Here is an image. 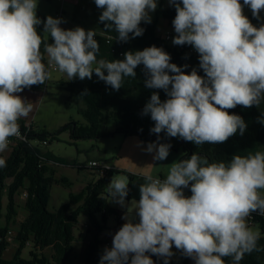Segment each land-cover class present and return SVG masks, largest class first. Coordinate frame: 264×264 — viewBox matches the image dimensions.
I'll return each instance as SVG.
<instances>
[{"label":"clouds","instance_id":"obj_1","mask_svg":"<svg viewBox=\"0 0 264 264\" xmlns=\"http://www.w3.org/2000/svg\"><path fill=\"white\" fill-rule=\"evenodd\" d=\"M94 2L103 10L99 20L105 29L114 28L115 38L123 42L129 34L143 35L141 22L151 23L150 13L158 6L157 0ZM37 4L38 0H0V153L8 149L10 137L22 138L18 121L33 110L32 103L17 93L52 78L43 62L42 43L48 65L55 64L69 80L91 79L95 73L117 91L143 65L145 86L162 89L169 97L162 102L153 92L144 106L142 115L154 121L150 132H165L196 145L223 143L238 130L243 135L245 121L227 110L264 102V23L256 27L243 14V6H248L260 20L264 0H243V5L239 0H169L176 11L172 43L194 47L205 76L195 68L186 74L183 68L188 65L171 63V56L155 45L125 52L123 60H98L95 30H65L60 27L62 18L52 16L41 21ZM41 23L53 43L38 34ZM158 141L148 143L145 151L154 153V161H163L171 145ZM6 166L0 156V168ZM144 181L140 199L133 200L122 216L125 223L99 264H154L149 253L169 264L173 245L195 264H225V257L240 264L246 254L262 250L261 233L248 220L253 213L264 216V150L211 163L194 153L172 163L165 178L145 173ZM129 183L125 175L114 176L106 189L110 201L126 207ZM189 187L192 194L186 197L184 189Z\"/></svg>","mask_w":264,"mask_h":264},{"label":"trees","instance_id":"obj_2","mask_svg":"<svg viewBox=\"0 0 264 264\" xmlns=\"http://www.w3.org/2000/svg\"><path fill=\"white\" fill-rule=\"evenodd\" d=\"M243 5V0H239ZM96 6V5H95ZM98 12V26L101 34L94 38L100 45L99 59L109 61L123 60L124 53L128 51H142L155 45L163 48L170 56L171 63L183 68L186 74H190L195 68L197 73L205 76L199 67V54H193L184 49H177L166 43L157 35L159 17L172 22L175 18V7L158 10L157 17L151 23L141 22L144 28L142 36L132 38L129 34L127 42L119 41L115 37L118 33L113 28L106 30L105 24L100 22L99 16L102 9L96 6ZM250 22L259 27L264 19L258 21L249 17ZM37 32L46 43H53V39L44 33L42 24L37 25ZM111 37V38H110ZM41 53L44 55L43 62L48 65V58L44 54V45H41ZM96 65H93L95 67ZM134 78H125L122 87L117 91L106 85L104 81L93 73L91 79L80 80L78 77L63 82L64 91L68 92V100L73 102L78 112L83 116L84 122L70 121L56 132H49L42 128L27 126L25 122L18 121L22 138L10 137L8 148L9 155L0 153L6 160V167L0 168V264H99L104 252L103 233L108 230V219L113 217L117 231L125 223L122 216L125 211L112 207L108 202L107 186L111 182L117 169L111 168L101 175L96 181L85 186L78 194L70 193L69 202L60 206L56 211L49 210L51 190L53 184L71 186L65 177L57 178L55 166H67L78 170H94L88 167V162L79 163L78 160H68L56 156L50 151H44V147L53 141H60V136L69 134V143L76 145L80 140H101L116 134L122 136H137L144 143L157 142L171 145L170 153H181L178 161L188 159L197 153L206 157L209 162H229L234 155H246L248 152L264 150V113L258 107L245 108L237 105L228 109L229 114H236L243 118L246 130L240 135L239 130L227 141L218 144L204 143L196 145L194 142L184 141L179 137H168L165 132L160 134L151 133L154 121L150 115H142L143 108L150 100L153 92H158L161 101L169 97L162 89H149L145 86L144 66L139 65L135 69ZM105 74H107L105 72ZM49 80L43 85H33L23 91H41L48 87ZM104 117L110 118L116 124L114 131L101 129ZM80 152V151H79ZM125 174H127L125 172ZM130 181L133 175L127 174ZM20 191L25 193L24 209L27 217L18 224L15 236L17 246L13 256L5 258V252L9 249V232L11 227L17 224L18 204L16 196ZM186 197L191 196L190 187L184 189ZM6 197V204L4 199ZM77 205L75 209H71ZM81 216L86 218L83 244L80 252L75 255L74 243L76 241L75 230ZM256 222L259 227L261 238L258 246L259 252L246 254L240 264H264V216L256 213ZM30 242L32 250L28 258L23 257V251ZM50 249L52 254L47 257L45 250ZM154 264H164V258L148 254ZM181 264H193V259L186 257L179 251ZM225 264H232L231 257L223 258ZM169 264H171L169 260Z\"/></svg>","mask_w":264,"mask_h":264},{"label":"rangeland","instance_id":"obj_3","mask_svg":"<svg viewBox=\"0 0 264 264\" xmlns=\"http://www.w3.org/2000/svg\"><path fill=\"white\" fill-rule=\"evenodd\" d=\"M157 9L150 13L151 21H154L157 17L158 10H165L172 7L169 4V0H157ZM36 14L41 21H45L48 16L54 18H62V25H68L70 28L82 27L87 30H95L97 34H101V30L98 26V12L96 10L94 0H38ZM243 14L249 19L253 17L250 7L243 6ZM261 21L264 19V10L260 13ZM256 19V18H255ZM169 21L163 17H159L157 33L160 36H164L167 32L174 36L176 35L174 27H167ZM172 23V22H171ZM43 25V23H41ZM173 25V24H172ZM47 34V33H45ZM50 37L49 34L46 35ZM172 44V41L170 42ZM59 72H54L52 77ZM62 87V86H61ZM19 96H28L24 98L33 105V110L27 117V125H33L34 128H42L51 133L58 131L63 125L70 121H76L83 123V116L78 112L77 106L68 100V92L58 87H50L41 91H23L17 93ZM262 113H264V102L258 107ZM264 120V118H263ZM264 123V122H263ZM116 124L110 118L104 117L101 123V129L107 131H114ZM68 133H64L60 136V141H53L48 146L44 147V151H50L58 157H62L68 160H78L82 163L90 160H96L97 158L107 164L115 165V169L118 172L113 174L127 175L128 173L133 175L134 178L130 181L129 178V191L126 197V207H121L119 204L113 203L108 198V202L112 207L118 208L122 211L131 210V202L133 200L138 201L140 199L139 185L144 183V174L151 173L154 177L163 179L166 177L167 171L171 164L178 162L181 153H169V156L163 161H154V153H148L145 151L147 144L142 142L139 137H125L120 134H116L112 137L95 140H80L76 142V145L69 143ZM99 145L100 150L97 148ZM10 151V149H9ZM80 151V152H79ZM8 152V150H6ZM5 152V153H6ZM56 177H65L70 182L71 186L66 187L62 184H53L51 190V199L49 202V210L56 211L60 206L69 202L70 193H80L87 184L96 181L98 179L97 171L95 170H78V168L67 166H55ZM125 172L127 174H125ZM112 177V178H113ZM25 193L20 191L16 196V202L18 204V217L17 224L11 227L9 232V249L5 252L4 257L9 259L13 256L17 242L15 236L18 231V224L24 221L27 217V212L24 209ZM6 204V197L4 199ZM77 205H73L71 209H75ZM138 220V218H137ZM86 218L81 216L79 224L75 230L76 241L74 243V252L77 255L83 244V238L85 233L84 224ZM108 230L103 233V238L108 240L113 239L114 234L117 232L116 222L113 217L108 219ZM254 231L259 230L257 226H250ZM32 246H27L23 251V257L28 258L32 250ZM172 251L174 255L170 258L171 264H181L179 261V250L173 245ZM47 257H50L52 251L47 249L44 251ZM193 264H195L193 260Z\"/></svg>","mask_w":264,"mask_h":264},{"label":"built area","instance_id":"obj_4","mask_svg":"<svg viewBox=\"0 0 264 264\" xmlns=\"http://www.w3.org/2000/svg\"><path fill=\"white\" fill-rule=\"evenodd\" d=\"M166 43L171 45L172 47H176L177 49H186L188 52L193 54H198V52L192 47L191 45H174L170 42L173 40V35L169 32L166 33V35L161 37ZM48 64V63H47ZM47 69L53 74L54 72H59L57 66L55 64L52 65H46ZM88 167L91 169H94L98 172V174L101 176L106 173V171L111 170V167L109 164L103 161H90L88 162ZM249 226H257L256 222V213H253L252 216L248 220ZM84 227L87 228V223L84 224ZM104 248H111L112 247V241L108 240L107 238L104 239ZM32 244L30 242L27 243L26 246H31Z\"/></svg>","mask_w":264,"mask_h":264},{"label":"crops","instance_id":"obj_5","mask_svg":"<svg viewBox=\"0 0 264 264\" xmlns=\"http://www.w3.org/2000/svg\"><path fill=\"white\" fill-rule=\"evenodd\" d=\"M173 25H172V23L171 22H169L168 23V25H167V27H172ZM60 27L61 28H63V29H65V30H70V29H72V28H70L68 25H62V23H61V25H60ZM158 30V29H157ZM157 35H158V33H157ZM166 35V34H165ZM159 37H162V36H160V35H158ZM50 38V37H49ZM52 39V38H51ZM67 82V81H69V79H68V77H67V75L65 74V73H61V72H59L58 74H56L55 76H53L50 80H49V82H48V87L47 88H50V87H58V88H61V89H64L63 87V85H62V83L63 82ZM62 86V87H61ZM28 96H25V95H23L22 96V98H27ZM260 112H261V110L260 109H258ZM19 121H23V122H25V124L27 125L28 123H27V121H26V119H25V117L24 118H21ZM28 126V125H27ZM68 136H69V134H68ZM97 145V148L100 150V147H99V145L98 144H96ZM8 150V152H4V153H2V155L3 156H5L4 158H6L8 155H9V153H10V151H9V148L7 149ZM98 159V158H97ZM96 159V160H97ZM96 160H90V159H88L87 161H85V162H90V161H96ZM98 160H100V159H98ZM78 162H80V161H78ZM84 163V162H83ZM110 166L111 167H113V168H115V165H112V164H110ZM100 176H98V178H99ZM162 178H165V177H162ZM127 209H126V211H125V215L127 214ZM260 232V231H259Z\"/></svg>","mask_w":264,"mask_h":264}]
</instances>
